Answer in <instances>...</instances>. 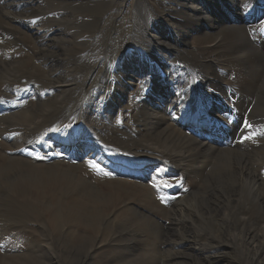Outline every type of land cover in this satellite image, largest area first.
I'll list each match as a JSON object with an SVG mask.
<instances>
[{"label":"bare ground","instance_id":"6f19581e","mask_svg":"<svg viewBox=\"0 0 264 264\" xmlns=\"http://www.w3.org/2000/svg\"><path fill=\"white\" fill-rule=\"evenodd\" d=\"M263 35L264 0H0V264H264Z\"/></svg>","mask_w":264,"mask_h":264},{"label":"rangeland","instance_id":"374dc122","mask_svg":"<svg viewBox=\"0 0 264 264\" xmlns=\"http://www.w3.org/2000/svg\"><path fill=\"white\" fill-rule=\"evenodd\" d=\"M132 4V1H130V3H129V6ZM129 8V7H128ZM137 14V13H136ZM138 22L140 23V16H139V20H138ZM26 58H28V57H26ZM23 59H25V58H23ZM162 104V103H161ZM169 102L168 101H166L165 103H163V105L161 106V112L162 113H164V112H166L167 110L169 111L170 110V107H169ZM160 105V104H159ZM168 114H170V113H168ZM54 149H53V152H55V148L56 147H53ZM1 172V174H0V182H5L6 180H7V177H9L10 175V173H8L5 169L3 170V171H0ZM122 175V174H121ZM177 178H179V177H177ZM176 178V179H177ZM101 237H98V239H97V241H96V245H98V248H100L101 247ZM227 253V252H226Z\"/></svg>","mask_w":264,"mask_h":264},{"label":"snow or ice","instance_id":"6c2138e0","mask_svg":"<svg viewBox=\"0 0 264 264\" xmlns=\"http://www.w3.org/2000/svg\"><path fill=\"white\" fill-rule=\"evenodd\" d=\"M246 139H252V137H246ZM93 170H102L100 169V166L96 163H90L89 165ZM105 175H108V173H105Z\"/></svg>","mask_w":264,"mask_h":264}]
</instances>
